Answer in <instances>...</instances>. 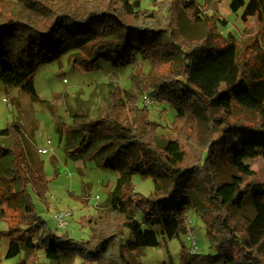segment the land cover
Instances as JSON below:
<instances>
[{
	"label": "trees",
	"instance_id": "trees-1",
	"mask_svg": "<svg viewBox=\"0 0 264 264\" xmlns=\"http://www.w3.org/2000/svg\"><path fill=\"white\" fill-rule=\"evenodd\" d=\"M20 1L36 18L0 8V83L37 98L36 70L63 52L76 50L72 60L86 72L99 69L100 59L120 68L140 58L149 64L140 84L174 109L175 135L160 134V124L127 89L113 92L88 128L68 126L70 158L120 172L108 211L81 218L91 234L77 240L52 229L38 211L34 196L48 207L51 180L29 160L22 125L0 128V205L7 202L20 215L3 232L6 257H18L17 264H143L133 254L161 244L158 232L143 224L160 226L171 240L187 228L193 209L206 223L212 252L182 246V264H264V181H256L246 162L264 163V62L253 64L236 37L218 33L225 21L203 17L196 0H151V8L144 0ZM230 7L243 8L244 21L254 17L264 28V0H233ZM183 19L204 22L209 33L187 35ZM199 114L206 118L203 132ZM227 164L234 168L229 178L221 173ZM134 175L153 179L152 194L136 190ZM249 201L255 215L240 222L235 209ZM10 218L0 206V219Z\"/></svg>",
	"mask_w": 264,
	"mask_h": 264
},
{
	"label": "rangeland",
	"instance_id": "rangeland-1",
	"mask_svg": "<svg viewBox=\"0 0 264 264\" xmlns=\"http://www.w3.org/2000/svg\"><path fill=\"white\" fill-rule=\"evenodd\" d=\"M196 1L201 6L203 17L217 15L225 21V25L222 21L218 23V33L224 37L229 34L236 37L241 51L253 58V64L264 62V28L257 27L259 23L256 18L249 17L244 21L243 8L238 12L232 11L230 5L233 0ZM143 5L145 8H151V0H144ZM0 8L33 20L36 18L34 12L20 0H0ZM183 24L187 35L202 36L209 33V27L204 22L194 25L183 19ZM252 41H255V44L252 45ZM75 52L76 50L63 52L59 58L38 67L33 76L37 98L27 90L7 87L0 83V128H5L12 122L22 125L29 160L51 180L47 193L48 207L34 196L39 213L48 221L50 227L68 233L77 240H88L91 230L81 225V218L89 215L99 217L104 211H108L105 210L108 197L116 186L120 172L101 168L86 158H70L64 149L69 127L88 128L86 123L100 117L108 105V98L113 92L121 89L129 90L138 100L139 107H147L151 120L160 124L158 132L164 136L175 135L173 121L176 112L169 104L160 102L144 91L139 77L142 71L148 72L149 64L142 59H135L133 63L120 68L100 59L99 69L86 72L83 67L73 62ZM147 97L153 102L146 104ZM201 114L198 117V126L203 132L206 130V118ZM245 114L251 117L250 114ZM40 149H46V152L41 153ZM246 162L257 171L256 181H264V163L261 158ZM221 173L225 178H229L234 173V168L229 164L223 165ZM133 182L136 190L145 195H150L155 190L153 179L148 176L134 175ZM0 206L12 215L8 221L0 219V264H17L18 257H6L9 239L3 232H7L10 226L20 221L19 211L8 208L7 202L1 203ZM62 210H70L72 215L68 224L60 228L55 214ZM235 215L240 222L252 218L255 215L252 202H247L242 209H235ZM186 218L187 228L171 240L166 238L160 226L143 224L145 228L158 232L161 244L157 247L142 248L133 254V258L141 260L143 264H160L170 258L174 264H182V246L189 248L192 253L212 252L203 219L193 209L187 212ZM190 218L194 220L192 228L197 233L196 245L188 239ZM39 255L42 260L47 261L43 252H39Z\"/></svg>",
	"mask_w": 264,
	"mask_h": 264
},
{
	"label": "built area",
	"instance_id": "built-area-1",
	"mask_svg": "<svg viewBox=\"0 0 264 264\" xmlns=\"http://www.w3.org/2000/svg\"><path fill=\"white\" fill-rule=\"evenodd\" d=\"M152 102L153 101L150 98L147 97L146 104L147 103H152ZM49 144H51V143L49 142ZM40 152L41 153H45L46 149H40ZM71 215H72V213H71L70 210H62V211H59V213L55 214V219L58 222V225H59L60 228H63V227H65L68 224L69 219L71 218ZM188 225L190 227V230L188 231V239L191 242H193L194 245H196L197 233L192 228V226L194 225L193 218H190L188 220Z\"/></svg>",
	"mask_w": 264,
	"mask_h": 264
}]
</instances>
